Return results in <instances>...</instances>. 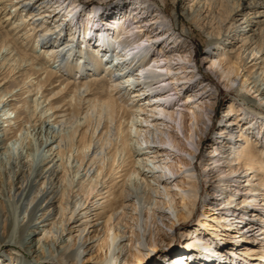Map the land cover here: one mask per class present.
<instances>
[{"label": "bare ground", "instance_id": "obj_1", "mask_svg": "<svg viewBox=\"0 0 264 264\" xmlns=\"http://www.w3.org/2000/svg\"><path fill=\"white\" fill-rule=\"evenodd\" d=\"M79 1L0 0V77L19 87L0 80V264H113L119 239L143 262L202 189L207 212L147 264H264V0H184L175 22L205 37L199 65L153 0ZM200 69L236 98L206 144L219 89ZM24 93L43 98L36 115L14 106Z\"/></svg>", "mask_w": 264, "mask_h": 264}, {"label": "rangeland", "instance_id": "obj_2", "mask_svg": "<svg viewBox=\"0 0 264 264\" xmlns=\"http://www.w3.org/2000/svg\"><path fill=\"white\" fill-rule=\"evenodd\" d=\"M163 1L164 2L162 3V0H153V2L156 5H158L159 7H161L165 11L166 15L169 17L170 25L175 27V28H177L179 30V32H181L182 34H185L187 36V38H188V41L193 43V46H194V53H193L194 59H195L196 64L199 65L200 64V57L202 56V54L205 51L208 50V48L206 46V43H205V37L202 36L197 31H194L193 34H191L190 30L187 29V27L182 26L183 22H185L184 19H181V22H179V23L175 22L176 13L179 12V10H180L179 8L182 5V2H184V0H174V2H173V0H163ZM216 1L219 4L225 6L226 8L233 6V5H235L238 2V0H216ZM104 2H106L109 5L111 3H114L115 0H104ZM78 3H80L81 5H84V3H86V2H84L83 0H80ZM93 3H95V1H93ZM174 5L176 7H174ZM10 11H12V9H10ZM9 14H10V12H9ZM18 19H19V17L16 16V21ZM8 28L9 27H6V28L3 27V29H2L3 32H6ZM0 31H1V29H0ZM29 47L31 49L27 50L26 54H27L29 59L33 60L34 58L39 56L40 53L38 51V48L36 49L35 53L31 51L32 49L35 48L34 42H31ZM41 57H43L42 54H41ZM43 63L44 62L42 60L38 62V64H40V66L44 68L46 65H44ZM49 67H51L49 69H51L53 72L57 73V75H56L57 77L61 76V73H60L61 69H60V67H57V63H53V61H50L49 62ZM12 73H13V71L4 69L3 72L1 73L0 80L2 78H4V77L9 79L10 81L5 85L6 89L10 90V91H17L19 89V87H17L18 84L16 83V81L15 82L11 81L12 78H13L12 77ZM199 73H200L199 77L202 78V80L211 79L212 82L218 86L217 80L214 79L208 72H205L203 69H200ZM26 74L28 75V74H30V72L28 71V72H26ZM43 77H44V75L41 76L42 79H43ZM31 78H33V77H31ZM31 78H30V80H31ZM73 78H74V80H71V83L74 84V83L77 82V80H76L77 77L73 76ZM63 80H64L63 78L62 79L58 78V79L55 80V82L52 83L53 85H48V86L45 85L44 87L47 90H50L53 86H54V88H63L64 85L66 83H68V81H63ZM99 80H100V75H94V76H92L90 78H87L84 81L86 83H88V82H98ZM34 81L35 80H33V82ZM62 81H63V84L60 85V83ZM218 89H219V95H218V101L219 102H218V105L215 107V112H214V117H213V124H212V127H211L209 133L207 134V138L205 139L204 144H206L207 143L206 141H208L215 134V132L217 131L219 123H220V120H221V117H222V111L224 110V107L226 106L227 101H229L230 98H232V97L235 98L234 94L230 90L222 89L220 86H218ZM27 95H28L27 93L26 94L24 93V95L22 94L20 97H18V99L16 101L13 102V104H14V106H21L22 102L25 99H27L28 105L30 104L29 106H31V107L29 108V106L27 104L26 105L28 106V108L30 110H32V112H34L33 114L36 115L39 112V107H37V105H36L37 98H38V101L39 100L42 101L43 98L42 99L39 98L40 94H35L34 96H32V94L30 96L29 95L27 96ZM183 98H184V96H183ZM181 99H182V97H181ZM32 101H34L35 103L33 102L34 103L33 104ZM46 103L47 102L43 103L41 105V107H43ZM7 109H9V108L8 107L4 108L5 112H7ZM11 112L12 111H10V112L8 111L7 112L8 114L6 115V117H9L11 119V121L13 122L12 119H13L14 113H11ZM1 114H3V113H1ZM29 125H31V124H29ZM29 125L26 124V126H27L26 128L27 129H26L25 132L28 131L27 132L28 135H26V136L31 141V144L32 143L35 144L34 142H36L35 139L37 137V135H36L37 133H36V130H35L36 127L34 129L32 126H29ZM30 127H32V129ZM29 129L31 131L33 130V132L30 133ZM42 134H39V135L41 136ZM32 140L34 142H32ZM205 195H206L205 190L202 189V191L200 192V200H199V202L197 204L195 213L191 217L190 221L188 223H186L184 226L176 225L173 231H169V234L172 235L173 240H172V244L168 248L163 249L162 251L161 250H157V251H155L153 253L150 252V255L145 257V261L138 262V261H134L132 258H130L126 254V250L127 249H126V246H125V242L123 241L124 239H119L117 241V245H116V248H115L114 258L112 259L111 262L113 264H147L148 262H151V261L155 260L156 258H158L159 256H161L162 253L165 252V250L168 251V250L176 249L178 246H180L182 244V241H183V238L181 237L179 229L181 227H183L185 229L193 227L195 222H196V220L201 217V214L204 213V212H207L205 207H203V203H202L203 199L205 198ZM177 204H178V201H177ZM178 206L179 205H177L175 209L179 210ZM230 260H231V258H230ZM230 260L227 261V262H221V261L220 262H216V264H232V262ZM84 264H94V263L93 262H87V263H84Z\"/></svg>", "mask_w": 264, "mask_h": 264}]
</instances>
